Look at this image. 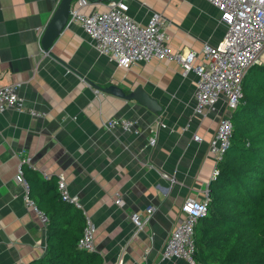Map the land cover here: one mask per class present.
<instances>
[{"label": "crops", "instance_id": "0c3cea01", "mask_svg": "<svg viewBox=\"0 0 264 264\" xmlns=\"http://www.w3.org/2000/svg\"><path fill=\"white\" fill-rule=\"evenodd\" d=\"M60 1L0 0V88L19 83L27 108L41 113L10 110L0 116V264H30L47 249V227L26 205L25 187L16 181L26 157L31 162L24 173L35 183L65 176L71 195L97 226L96 252L103 264H186L163 261L162 250L183 218L182 204L203 200L214 179L217 163L209 143L218 120L230 115L225 99L205 116L195 115L193 72L185 74L179 63L166 59L119 67L77 24L67 23L52 54L45 52L42 37ZM121 1L142 25L152 13H161L172 51L201 55L226 32L220 12L206 0ZM90 3L83 13L108 10V2ZM91 84L114 85L126 94L142 87L161 112ZM110 118L137 121L140 134L107 129ZM151 137L156 138L153 147ZM148 207L155 210L136 234L131 216H146Z\"/></svg>", "mask_w": 264, "mask_h": 264}, {"label": "built area", "instance_id": "2783aa9c", "mask_svg": "<svg viewBox=\"0 0 264 264\" xmlns=\"http://www.w3.org/2000/svg\"><path fill=\"white\" fill-rule=\"evenodd\" d=\"M206 1L220 12L226 32L221 42L214 46L206 45L201 55L195 50L172 51L165 32V17L154 12L147 24H139L128 15V6L121 0L108 2L106 11L94 9L89 13H83L81 10L91 3L77 0V5L71 6L68 24L81 26L93 40L97 50L114 60L119 67L129 69L136 63L166 59L179 63L185 74L193 72L197 76L194 100V114L197 116H205L216 108L220 99H225L230 115L218 120L209 143V152L217 163L213 171V178H216L219 174L218 165L231 145V115L244 98L243 78L252 66L264 65V0ZM198 60L200 63L196 64ZM19 87V83H13L0 88V116L10 110L40 116L41 113L27 108L19 94ZM105 127L109 130L121 129L126 133L140 134L138 122L126 118L107 119ZM194 140L201 142L202 138L195 135ZM149 145H156L155 137L150 138ZM30 162L29 157L22 159L16 181L25 187L26 205L33 207L38 212L42 224L47 225V215L38 210L29 196L23 166ZM57 182L61 198L82 210L85 216L79 248L89 253L96 252V224L84 210L80 199L71 195L63 174L58 175ZM116 204L123 206L124 201L117 198ZM208 206V191L203 200L189 198L182 204L183 218L165 242L162 250L163 261L181 260L186 264H195L193 255L196 226L199 219L207 214ZM154 210V207H148L146 216L143 213L132 214L131 221L136 234L143 229Z\"/></svg>", "mask_w": 264, "mask_h": 264}, {"label": "trees", "instance_id": "16d2710c", "mask_svg": "<svg viewBox=\"0 0 264 264\" xmlns=\"http://www.w3.org/2000/svg\"><path fill=\"white\" fill-rule=\"evenodd\" d=\"M242 83L231 145L196 226L195 264H264V65L248 69ZM24 174L30 199L48 217L46 253L30 264H103L99 253L79 248L85 216L61 198L57 178L35 183Z\"/></svg>", "mask_w": 264, "mask_h": 264}, {"label": "water", "instance_id": "95a60500", "mask_svg": "<svg viewBox=\"0 0 264 264\" xmlns=\"http://www.w3.org/2000/svg\"><path fill=\"white\" fill-rule=\"evenodd\" d=\"M75 0H61L54 15L52 16L49 24L47 25L43 37H42V47L45 52L52 54L51 49L56 42V40L60 37L62 32L67 26L70 9L72 3ZM95 4H99L102 2H112L114 0H86ZM94 88L98 90H104V92L118 96L120 98L126 100H134L137 101L140 105L148 109L154 114H158L161 112V106L159 103L150 95H148L142 87H138L133 92L126 94L122 89L117 86H110L107 89H101L96 85L91 84Z\"/></svg>", "mask_w": 264, "mask_h": 264}]
</instances>
